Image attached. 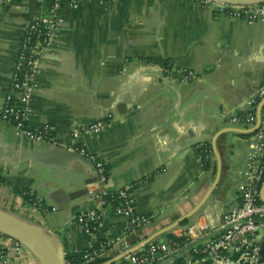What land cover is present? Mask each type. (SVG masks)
<instances>
[{
  "label": "crops",
  "instance_id": "crops-1",
  "mask_svg": "<svg viewBox=\"0 0 264 264\" xmlns=\"http://www.w3.org/2000/svg\"><path fill=\"white\" fill-rule=\"evenodd\" d=\"M47 6L44 0L0 6V104L22 33ZM61 14L63 25L43 51L24 103L28 126L48 124L55 146L79 145L100 155L109 186L133 185L137 212L153 219L129 239L128 251L153 236L165 239L171 229L178 233L198 217L217 224L224 209L238 203L243 165L256 141V124L238 127L222 114L246 115V101L264 88V20L233 21L197 0H120L108 9L90 2L64 6ZM153 57L169 64L146 60ZM186 70L196 78L184 79ZM191 81L198 86L182 97V85ZM107 115L98 133L71 135L74 127ZM182 137L201 141L178 150L173 141ZM36 144L0 118V210L48 229L66 256L118 237L125 214L106 207L99 228L85 234L76 218L95 208L96 200L65 198V191L84 187L92 170L78 160L66 167L34 162L25 155ZM203 145L210 152L207 169L197 158ZM85 188L92 191L95 184ZM23 189L41 195V207L26 202ZM55 190L57 201L49 198ZM0 246L8 264H39L23 245L14 251L12 238L3 236ZM125 251L117 242L79 264H119Z\"/></svg>",
  "mask_w": 264,
  "mask_h": 264
},
{
  "label": "built area",
  "instance_id": "built-area-1",
  "mask_svg": "<svg viewBox=\"0 0 264 264\" xmlns=\"http://www.w3.org/2000/svg\"><path fill=\"white\" fill-rule=\"evenodd\" d=\"M6 0H0V6ZM9 1V0H8ZM20 2L21 0H14ZM47 11L29 21L19 43L14 60L10 80L2 103L0 118L11 123L24 136L45 144H55L52 127L44 124L33 128L27 124V111L24 103L29 101L35 78L39 71L40 59L45 49L49 48L57 37L63 25L61 10L64 6L78 7L94 2L103 9L110 8L120 0H44ZM200 4L212 9L213 14L223 15L233 21L254 22L264 20V2L255 4H228L216 0H197ZM184 79L190 81L196 78L192 70L184 71ZM264 100V88L245 103L249 111L244 116L235 113H223V118L238 127H249L256 124L254 130L256 141L253 151L248 153L242 174L244 180L238 185V203L224 209L217 224L211 226L202 217L188 221L183 228L163 240L152 239L148 243L128 252L130 234H136L153 215L137 212L133 198V185L113 188L108 185V173L103 158L89 152L82 146L70 149L85 156L94 165L97 180V191L92 193L96 207L79 212L77 223L85 234L96 231L102 222L103 211L111 207L118 213L126 215L121 232L113 241L100 242L83 254L87 262L105 254L115 243L120 242L126 250L119 264H264L262 246L264 244V103L258 112L260 103ZM106 118L76 126L71 135L82 133H98L109 121ZM210 156L207 145L199 146L197 158L203 165ZM43 197L35 194L31 205L41 207ZM209 205L202 207L208 211ZM4 235L0 234L1 238ZM22 244L14 240L13 250L20 252ZM8 254L0 246V264H8Z\"/></svg>",
  "mask_w": 264,
  "mask_h": 264
},
{
  "label": "water",
  "instance_id": "water-1",
  "mask_svg": "<svg viewBox=\"0 0 264 264\" xmlns=\"http://www.w3.org/2000/svg\"><path fill=\"white\" fill-rule=\"evenodd\" d=\"M221 3L228 4H255L264 2V0H216ZM198 86L197 81L187 82L182 85L181 88V96L184 97L186 92L190 89L196 88ZM264 100L260 103L258 112L262 107ZM119 111H123L120 110ZM256 127L252 130L254 131ZM188 136L191 135V131H187ZM192 138V136H190ZM30 139V138H29ZM32 140V139H31ZM34 141V140H33ZM201 141L200 137H196V139H183L178 138L174 139L173 144L178 147V150L192 147L198 144ZM36 146L26 151L25 157L33 160L34 162L43 164V165H54L57 167H66L68 166L71 160H78L85 167L92 170L93 175L84 180V187L80 189H74L65 191L66 200L72 201L79 197H92V193L97 191V180L98 176L96 174L94 165L90 160H88L85 156L79 154L78 152L66 148V147H57L54 144H45L35 141ZM207 179V172H204V177ZM205 180H201L197 187L200 189L202 185L205 183ZM95 184V188L92 191H89L85 188V185ZM262 190H264V182L262 185ZM59 190H55L52 195H49L50 199L57 201L54 196L59 194ZM0 234L12 238L18 242H20L24 248L28 249L33 253L35 258L38 260L39 264H66V255L63 251L62 243L59 238L51 233L48 229L34 223L32 221L26 220L22 217H19L15 214H11L0 210ZM134 234H130L127 239L134 238ZM156 239L154 236L148 238L144 244L148 243L150 240ZM129 250L128 252H131ZM262 259H264V244L262 246Z\"/></svg>",
  "mask_w": 264,
  "mask_h": 264
},
{
  "label": "trees",
  "instance_id": "trees-1",
  "mask_svg": "<svg viewBox=\"0 0 264 264\" xmlns=\"http://www.w3.org/2000/svg\"><path fill=\"white\" fill-rule=\"evenodd\" d=\"M146 60L153 61V62H155V63H157L163 67H167V65L169 64L168 59H163L160 57L146 58ZM203 167H204V169H207V163H205L203 165ZM21 192H22V195H23L24 199L26 200V202L31 203L35 199V193H32L31 191H29L27 189H23V190H21ZM91 247H95V246H91ZM89 250H90V248H86V249L80 250L76 253H73L71 255L66 256V264H79L82 261L86 262L83 259V254Z\"/></svg>",
  "mask_w": 264,
  "mask_h": 264
},
{
  "label": "rangeland",
  "instance_id": "rangeland-1",
  "mask_svg": "<svg viewBox=\"0 0 264 264\" xmlns=\"http://www.w3.org/2000/svg\"><path fill=\"white\" fill-rule=\"evenodd\" d=\"M33 206V205H32ZM33 207H35V206H33Z\"/></svg>",
  "mask_w": 264,
  "mask_h": 264
}]
</instances>
